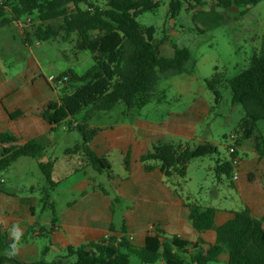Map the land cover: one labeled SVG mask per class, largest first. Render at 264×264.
<instances>
[{
	"label": "trees",
	"instance_id": "1",
	"mask_svg": "<svg viewBox=\"0 0 264 264\" xmlns=\"http://www.w3.org/2000/svg\"><path fill=\"white\" fill-rule=\"evenodd\" d=\"M228 1L220 0L217 7L209 11L199 10L194 14L193 22L205 27L201 33L214 30L226 21ZM261 1L232 0L236 6L248 9ZM221 4H224L225 13L218 10ZM160 5V0H8L0 6V30L18 24L23 17H27L33 23L38 22L33 25V34L38 40L49 41L61 37L69 41L75 35L73 42L76 51L91 53L95 65L86 74L79 75L69 70L58 76L64 80L59 100L50 102L42 117L50 125L60 127L88 110L83 122L73 127L81 134L83 142L69 149L68 153L84 149L90 164L100 173L111 172L112 166L106 157L96 155L88 147L100 131L90 126L93 116L110 112L121 103L126 106L128 113L141 110L153 102L162 103L166 100V94L158 92L162 79L195 72L197 61L189 48L174 45L173 57L162 56L159 50L163 42H155L156 28L145 27L138 22L140 15L154 12ZM183 8L184 0L171 2L169 11L172 18L178 17ZM246 12L243 11L241 15ZM224 83L231 91L232 104L241 106L244 111L235 131V153L230 155V160H217L214 167L219 178L223 176L232 182L239 167L234 159H240L238 148L243 142L251 140L259 159L264 160V132L259 126L264 121V53L254 55L249 67L230 80H225L216 68L215 75L206 84L217 103L222 98L218 87ZM20 115V111L9 113L11 119ZM18 141L11 134L0 135V179L20 158H36L42 152L39 145L35 146L37 142L14 145ZM218 154V147L210 142L182 145L159 141L141 157L146 171L151 172L155 168L152 163H158L166 178L173 181L175 191L190 210L189 218L194 229L199 233L216 232V242L210 244L208 249L204 248L205 242L201 238L197 250L190 253L175 250L168 242L149 244L138 249L126 236L120 239L110 236L98 243L71 247L67 256L57 261L42 259L26 263L11 254L12 244L8 243L0 229V264H131L132 256H136L142 264H216L225 253L228 254L227 264H264V217H255L246 207L235 212L234 217L224 225L216 227L217 209L203 207L198 201H192L184 194L183 184L177 181L186 175L193 160ZM125 163L128 168L129 156ZM52 167L51 162L40 164L47 182L54 186ZM0 190L3 191L1 183ZM44 201L45 207L53 212L50 232L56 227V213L49 198L46 197ZM115 203H120V200H114V209ZM110 231L115 232V228L112 226ZM71 258L74 260L70 261Z\"/></svg>",
	"mask_w": 264,
	"mask_h": 264
},
{
	"label": "crops",
	"instance_id": "2",
	"mask_svg": "<svg viewBox=\"0 0 264 264\" xmlns=\"http://www.w3.org/2000/svg\"><path fill=\"white\" fill-rule=\"evenodd\" d=\"M37 23L27 18L25 23L14 24L20 30L21 42L10 34L9 51L15 53L25 47L31 55L25 58L24 72L10 77L0 65V135L8 133L18 138L16 146L37 142L35 146L42 148L38 157L20 158L2 177L0 229L8 243H16V249H13L15 255L26 263L42 259L53 262L66 257L71 247L98 243L110 236L119 239L122 236L133 237L131 244L138 249L168 242L175 250L190 253L197 250L201 238L205 242L204 248L208 249L216 242V232L196 231L189 218L190 210L175 191L173 181L166 178L158 163H152L154 170L146 171L141 157L159 141L175 144L208 142L205 137L197 136L196 121L210 113L209 106L200 105L183 114L169 112L156 123L148 122L139 113L142 110L132 113L125 110L122 118L118 116L117 119H113L110 113L113 110L96 113L90 126L100 131L88 147L96 155L106 157L112 166L111 172L100 173L90 164L84 149L68 153L71 148L67 145L66 132L69 130L65 129V125H50L42 117L47 105L59 100L62 89L49 83L47 78L64 72L43 71L33 45L36 38L33 25ZM37 47H42L40 42H37ZM159 51L162 55L161 46ZM48 72L51 73L48 75ZM165 96L166 100L158 105L167 103ZM18 111L22 115L11 119L9 113ZM103 113H109L110 122L101 116ZM95 119L99 122L95 123ZM232 136L236 138L235 133L229 138ZM74 140L76 145L82 144L77 138ZM229 143L226 147L235 142L231 140ZM238 150L241 159L236 170L238 178L232 182L219 178L222 186L229 185L236 192L234 204L217 208L198 201L203 207L217 209L216 227L224 225L234 217L235 212L246 207L255 217H264V160L259 159L251 140L243 142ZM246 150L251 152L252 157L245 159L242 156L241 152ZM127 156L128 168L125 163ZM228 156L225 160H230L229 153ZM114 159L122 171L120 175L114 174ZM50 162L53 163L51 176L54 186L47 182L40 169V164ZM33 164L41 172L39 180L44 182L43 187L35 186V178L29 172ZM46 197L53 203L57 219L55 229L50 232L53 212L45 207ZM117 199L120 200L119 213L116 207L113 208ZM112 226L115 232L110 231ZM14 227L20 232L18 242L13 235ZM221 259L228 262V254H223Z\"/></svg>",
	"mask_w": 264,
	"mask_h": 264
},
{
	"label": "rangeland",
	"instance_id": "3",
	"mask_svg": "<svg viewBox=\"0 0 264 264\" xmlns=\"http://www.w3.org/2000/svg\"><path fill=\"white\" fill-rule=\"evenodd\" d=\"M160 1L161 5L157 10L143 13L139 16L138 22L145 27L156 28L155 42H163L162 55L173 56L174 45L187 47L197 61V66L192 75L162 79L158 92L166 93L167 103L163 105H158L156 102L150 103L139 113L144 115L148 122L156 123L162 121L161 116H167L169 112L183 114L189 113L192 108L200 107V105L209 106L210 113L202 120L196 121V134L215 144L219 149V154L193 160L187 174L177 181L183 184L184 194L192 201H200L203 205L210 204L217 208L229 207L234 204L233 201L237 198V194L231 186L224 187L220 184L219 177L213 168L218 159L225 160L229 157L226 146L231 140L233 141L229 137L238 129L244 111L241 106L232 104L231 91L227 89L226 83L218 87L222 98L217 103L206 81L211 80L215 75L216 68L219 69L220 74L224 75L225 80L233 79L249 67L254 55L264 53V0L249 9L245 6L238 7L233 4L232 0H229L226 2V21L220 27L204 34L201 30L205 27L195 24L193 16L199 10L209 11L212 7H217L220 0H184V8L176 18H172L169 11L171 2L175 0ZM223 6L224 4H221L218 8L221 13H225ZM246 10L247 12L241 15ZM26 20L27 17H23L21 21L25 23ZM19 31L14 24L0 31V65L4 73L10 77L23 73L27 64L26 59L31 57L25 47L15 53L9 51L8 43L12 40L10 34L15 35L16 39L21 42ZM75 39V35L69 41L61 37L49 41L34 38L35 55L41 61L43 71L53 70L57 73L74 70L79 75H84L91 70L95 65L91 53L76 51L73 42ZM37 42H40L41 48L37 47ZM50 73L48 72V75ZM125 110L127 111L126 106L121 103L110 113L113 119H117L118 116L122 118ZM87 112L88 110L83 111L65 124V129L69 130L66 132L67 145L71 149L75 148L77 143L74 138L83 142L81 134L73 127L83 122ZM101 116L106 122H110L109 113H103ZM94 122L98 123L99 120L95 119ZM259 126L264 132V121L260 122ZM241 153L245 159L252 157L250 151L246 150ZM113 161L114 174L120 175L122 171H120L118 161L115 159ZM29 172L32 178H35V186L43 187L44 182L40 183L39 180L41 176L39 168L33 164ZM225 180L227 181L226 178ZM115 206L118 211L119 204L115 203ZM131 264L142 263L136 256H132ZM216 264H227V262L221 259Z\"/></svg>",
	"mask_w": 264,
	"mask_h": 264
},
{
	"label": "built area",
	"instance_id": "4",
	"mask_svg": "<svg viewBox=\"0 0 264 264\" xmlns=\"http://www.w3.org/2000/svg\"><path fill=\"white\" fill-rule=\"evenodd\" d=\"M8 0H0V6L4 5L7 3ZM48 82L55 85L56 87H62L63 86V82L64 80H61L58 78V76H51L49 78H47ZM231 139H233V142H235V137L232 136ZM236 151V148L234 147V145L229 146V155H233ZM234 163L239 166L240 165V159L235 158L234 159ZM238 178L237 174H235L234 179L236 180ZM4 180L0 179V183H3ZM131 241L133 240V237L129 238Z\"/></svg>",
	"mask_w": 264,
	"mask_h": 264
},
{
	"label": "clouds",
	"instance_id": "5",
	"mask_svg": "<svg viewBox=\"0 0 264 264\" xmlns=\"http://www.w3.org/2000/svg\"><path fill=\"white\" fill-rule=\"evenodd\" d=\"M13 235L15 236V239L18 242L19 241V238H20V232L15 227L13 229ZM11 247L15 250L16 249V243H14ZM11 254L14 255L15 254V251L13 253H11Z\"/></svg>",
	"mask_w": 264,
	"mask_h": 264
},
{
	"label": "water",
	"instance_id": "6",
	"mask_svg": "<svg viewBox=\"0 0 264 264\" xmlns=\"http://www.w3.org/2000/svg\"><path fill=\"white\" fill-rule=\"evenodd\" d=\"M70 5H73V4H70Z\"/></svg>",
	"mask_w": 264,
	"mask_h": 264
}]
</instances>
